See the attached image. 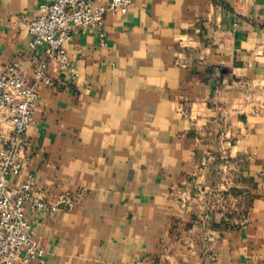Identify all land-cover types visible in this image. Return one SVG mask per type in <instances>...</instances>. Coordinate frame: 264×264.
I'll list each match as a JSON object with an SVG mask.
<instances>
[{
    "label": "crops",
    "instance_id": "crops-1",
    "mask_svg": "<svg viewBox=\"0 0 264 264\" xmlns=\"http://www.w3.org/2000/svg\"><path fill=\"white\" fill-rule=\"evenodd\" d=\"M40 1L0 0V74L51 77L17 183L68 199L25 207L29 264H264V0H135L76 27L66 68L29 45Z\"/></svg>",
    "mask_w": 264,
    "mask_h": 264
},
{
    "label": "built area",
    "instance_id": "built-area-1",
    "mask_svg": "<svg viewBox=\"0 0 264 264\" xmlns=\"http://www.w3.org/2000/svg\"><path fill=\"white\" fill-rule=\"evenodd\" d=\"M95 1L41 0L37 16L27 26L30 47H43L49 58L66 68L65 44L76 27L98 29L103 36L100 27L106 11L127 13L135 0H108L106 5L100 6H96ZM32 72L33 79H27L22 64L14 61L0 74V117L11 124V133L1 138L0 148V264H17L19 260L29 264L41 261L44 255L25 215L27 205L41 211H56L60 204L68 202L63 198L59 203H49L38 197L31 173L17 183L28 163L26 132L34 121L39 85L51 84L48 60L39 61Z\"/></svg>",
    "mask_w": 264,
    "mask_h": 264
}]
</instances>
